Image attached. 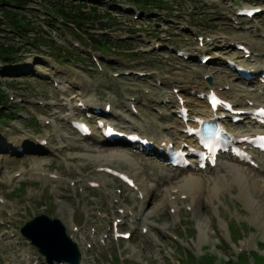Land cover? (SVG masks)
Returning a JSON list of instances; mask_svg holds the SVG:
<instances>
[{
    "label": "rangeland",
    "instance_id": "1",
    "mask_svg": "<svg viewBox=\"0 0 264 264\" xmlns=\"http://www.w3.org/2000/svg\"><path fill=\"white\" fill-rule=\"evenodd\" d=\"M108 2L96 6L99 21L79 29L65 28L59 19L45 24L52 0H27L18 14L33 29L21 37L0 19V45L17 49L12 62L0 61L6 100L0 108V264H46L20 233L40 215L62 223L78 246L80 264H264V154L250 150L252 164L224 154L218 167L177 170L151 152L97 142L96 131L80 138L69 123L92 114L75 106L71 97L79 91L83 103L124 116L135 127L128 131L146 135L152 145L180 129L169 102L179 94L198 107V91L222 85L264 106V80L252 74L246 82L227 67V61L246 63L252 73L248 66L264 65V0H155L156 7L139 15L127 4L114 9ZM249 9L259 12L251 19L240 14ZM204 56L209 60L202 64ZM67 84L71 90L64 89ZM179 86L186 90L174 88ZM5 113L11 119H1ZM241 119L240 125L225 121V130L232 136L264 133V127ZM96 157L108 164L94 162ZM100 164L137 176L146 191L137 195ZM196 180L207 193L199 209L189 190ZM181 189L189 194L179 195ZM167 197L172 207L152 211ZM113 223L130 237H116Z\"/></svg>",
    "mask_w": 264,
    "mask_h": 264
},
{
    "label": "bare ground",
    "instance_id": "2",
    "mask_svg": "<svg viewBox=\"0 0 264 264\" xmlns=\"http://www.w3.org/2000/svg\"><path fill=\"white\" fill-rule=\"evenodd\" d=\"M245 49L247 50V52H245V53H248L249 52L248 51V48H245ZM249 58H250V56H249ZM240 65L243 66V67L244 66H247L246 63L240 64ZM248 67L250 69H252L251 71L254 74V73L259 72L261 69H263L264 68V65L263 66L262 65H259V66H248ZM221 86L222 85H218V86H214L213 85V87H208L205 90V92L203 90L202 91L200 90L197 93L199 94V93H203L204 92L205 95H206L209 92H214V93L218 94L226 102L227 105H230L231 106V109L233 111H243V109L250 110V109H253V108H263L264 109V106L263 105H258L256 103H250L245 98H242V97L238 96L233 90L232 91H225L224 89H221ZM63 87H64V89H69V90L72 89L71 84L64 85ZM174 88H178L180 91H185L186 90V88L184 86H179V87H174ZM262 91L264 93V87H263ZM179 96H180V94L178 95V97L176 96V99L177 98H179V99H177L175 102H173L171 99L169 100V102H170V104L172 103V106L171 107H172V110H174V111L179 110V108H186V109H188L187 110V111H189L188 121H193L195 118H200V119H204V120H211L215 116V114L211 113V111L209 109V106H208L207 100H206V96L203 99H200L199 98V99L196 100L198 107H191V105H189V103H182L180 101L181 98ZM71 98L75 101V103H76L75 106L76 107L79 108L80 104H83V106H84L85 109H91L92 110V105L90 107L89 104L83 103L84 101L81 100V92L80 91L77 92V94H75V96H72ZM127 100H129V102L127 103L126 107L128 108V112L131 111L130 113H132L133 108H135L134 102H131V100H133V98L130 97V95H128L127 96ZM113 114L114 113L111 112V113H109V115H104L103 114V116H106V118H107V116L109 118L112 117L111 120L115 119L117 121V123L115 124V126L117 127V129L120 132H123V131L126 130L127 131L126 133H128V134H130V133L138 134V132H136V131L135 132H131V131H133L135 129V127L134 126H131V125H127L129 122H127V120L125 118H123L124 116L116 115V113H115V115H113ZM218 115L219 116L220 115L229 116V112L221 111V112L218 113ZM125 116H127V115H125ZM173 116H175L177 118V115H175L174 113H173ZM248 121L250 122V119ZM177 122L179 123V128L180 129L177 128V129L173 130V133L171 134V136H169L168 139L167 138H161V139H166V142L167 143L173 142V143L176 144V146H174L175 149H179V148L182 147V150L184 152H187L188 149L185 148V147L183 148V145L186 146V147H188V146L195 147V146H192L191 145V144H193L195 142V140L193 138H190L188 141L183 140V139H185V136H187L185 133H187V131H188L187 125H190V123H188L186 125L181 118H178L177 119ZM238 125H240V124H238ZM129 129L131 131H128ZM138 135H140V134H138ZM140 136L146 138L147 140L148 139L150 141L152 140L151 138L147 137L146 135L145 136L140 135ZM171 137L172 138L173 137H176V139L178 140V142L172 141L174 139H171ZM234 137L236 139H242L243 138V137H239V136H234ZM161 139H160V141H161ZM100 140L103 141L104 139H102L99 136V138L97 139V142H100ZM160 141L157 142V141H154L153 140V146L148 151L151 152V153H153V154H157L158 156H163L162 154H159L158 153V148H159L158 145L161 143ZM182 141H186V142H182ZM136 146L138 147V145H136ZM237 148L238 149L241 148V149H239V150H242L241 151V156H237L235 153H231L232 151L229 150V152H228L229 159H233V161H235V162H241V163L247 162V160L249 159V152L246 150V148H249V146L248 145H245V144H237ZM143 150H145V149H143ZM94 159H95L94 162H98V163H100V162H106L107 161V159H102V158L99 159L98 157H96ZM190 162L191 163H195L196 161L195 160H192ZM106 163L108 164V162H106ZM205 165H206V167H210L208 164H205ZM218 166L219 165H218V162L216 160L215 167H218ZM99 167L100 168H103L104 167V169L105 168H109V166H107L106 164L105 165L100 164ZM195 167H197L196 164H195ZM231 169L234 170V168H231ZM36 171H39V170H36ZM25 172L26 171H24V173ZM36 176L37 177H40V176H42V174L41 173H37ZM129 178L134 183V187L133 188H135L136 194L137 195H142L143 194V191L145 192L146 190L143 188L142 185H139L138 184V179H137L138 177L137 176H129ZM89 182H95V181L90 180V179H87L86 180V183L89 184ZM101 185H103V184H101ZM101 185H99V187ZM257 185H258V183H257ZM127 188H130V187L127 186ZM189 188H190L189 190L190 191H193V193H194L195 201H196L195 206H196L197 209H199V207L200 206H203L206 203V200H207V193L205 192V189H204V183L203 182L201 183L199 180L191 181V184H190V187ZM241 188L244 190V184L243 183H241ZM256 189H258V188H256ZM174 190H175V188H171V190L169 191V196H168L169 198L171 196H174V193H175ZM189 190L186 191V190H182L181 189V193H179V195H181V194H189ZM258 194H259V192H258ZM146 196H147V194L145 193V195H143L141 199L145 200L146 199ZM168 197H167V199L165 201L157 204V206L155 208H152V211H156L159 208L162 210L163 206L172 207L171 206L172 203H171V201H168V199H169ZM126 214H127V212H126ZM125 217L129 218V220H130L132 218L134 219L135 216H129V214H128ZM143 228H145V227H143ZM116 231L119 232V228H117ZM140 231L142 232V229ZM25 252H27V251L26 250L25 251L24 250L21 251V255H23L24 257H25Z\"/></svg>",
    "mask_w": 264,
    "mask_h": 264
},
{
    "label": "trees",
    "instance_id": "3",
    "mask_svg": "<svg viewBox=\"0 0 264 264\" xmlns=\"http://www.w3.org/2000/svg\"><path fill=\"white\" fill-rule=\"evenodd\" d=\"M103 1L105 0H52V3L46 7L47 10L45 11L49 14L47 17L51 19L45 24L49 26V22H54L56 19H59L61 22L60 24L65 28H82L95 20H100L101 15L96 13V6L103 4ZM108 3L109 7H114V9L115 5H118V3L127 4V7H134L138 12L156 7L155 0H109ZM25 5H27V0H0V13L3 15L0 19L3 20L6 25H9L14 34L18 37L25 35L24 32L29 31V29H33L32 21L18 14V11L26 9L24 8ZM128 11L131 10L128 9ZM27 12L31 11L27 10ZM18 18L20 19L18 20ZM91 39H93L92 36ZM35 41L37 40L35 39ZM16 53L17 49L14 48V46L9 48L0 45V61L5 62L11 59L12 62V59L16 58ZM5 103L6 100L4 95L0 93V108L4 107ZM1 119H11V116L8 113L1 114ZM190 257L191 256L187 259ZM204 259L209 258L204 257Z\"/></svg>",
    "mask_w": 264,
    "mask_h": 264
},
{
    "label": "water",
    "instance_id": "4",
    "mask_svg": "<svg viewBox=\"0 0 264 264\" xmlns=\"http://www.w3.org/2000/svg\"><path fill=\"white\" fill-rule=\"evenodd\" d=\"M20 233L46 264H80L78 246L59 220L40 215L24 224Z\"/></svg>",
    "mask_w": 264,
    "mask_h": 264
},
{
    "label": "snow or ice",
    "instance_id": "5",
    "mask_svg": "<svg viewBox=\"0 0 264 264\" xmlns=\"http://www.w3.org/2000/svg\"><path fill=\"white\" fill-rule=\"evenodd\" d=\"M261 139H264V138H261Z\"/></svg>",
    "mask_w": 264,
    "mask_h": 264
}]
</instances>
